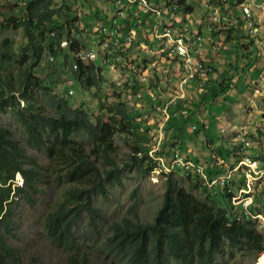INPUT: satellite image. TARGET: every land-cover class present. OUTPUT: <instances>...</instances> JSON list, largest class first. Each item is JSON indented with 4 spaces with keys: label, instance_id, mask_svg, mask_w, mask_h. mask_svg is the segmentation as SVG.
<instances>
[{
    "label": "trees",
    "instance_id": "obj_1",
    "mask_svg": "<svg viewBox=\"0 0 264 264\" xmlns=\"http://www.w3.org/2000/svg\"><path fill=\"white\" fill-rule=\"evenodd\" d=\"M77 1L85 3L82 8L89 9L90 20H95L98 27L108 24L117 7L115 2L111 3L113 7L110 5L109 13L102 17L106 12H98L96 4L93 8L87 3L89 0ZM160 1L149 0L153 6ZM165 1L170 4V0ZM213 2L216 0H208V5ZM241 2L224 0L228 9L234 12L236 34L244 33L243 22L235 11ZM176 4L178 8L172 10L173 14H193L194 8L187 0H177ZM54 6L55 0H0V35L9 29L20 30L23 38L17 50L12 39L0 38V113L11 111L24 128L26 146L41 152L47 160V165H43L24 150L9 129L0 127V264H25L21 250L9 242V239L19 241L17 234H13L18 227L15 218L19 197L31 203L44 189L58 190L59 185L67 188L61 200L46 214L43 232L44 241L64 254L66 264H90L91 256L103 257L109 264H235L239 260L238 255L254 261L263 258L264 231L258 228L257 219L252 217L261 215L264 218V188L255 191L253 204L248 209L250 215H246L241 207L231 203L233 193L227 191L228 184L224 190L213 191L203 179L180 168L170 172L162 169L160 172L166 178L165 192L152 223L144 224L137 217L136 220L124 218L111 222L106 232H101L97 220L107 221V218L94 199H108V187L121 185L120 169L113 158L114 139L118 136L132 143L128 162L123 167H135L137 173L148 176L157 170L159 164L148 154L155 145L149 136L154 126L148 125L149 116L145 108L128 110L124 103L116 106L105 104L109 98L97 96L100 86L105 83L101 66L95 62L84 64L74 56L82 47H87L71 36L72 30H78L77 26L73 28L78 24V18L75 14H68L71 13L69 4L60 8ZM3 8L6 13L1 12ZM62 10L69 19L65 20L60 15ZM205 11L210 12L209 9ZM125 14L126 18L118 23L122 30L132 24L130 12L127 10ZM89 34L96 35L93 31ZM64 37L65 42L69 41L65 51L60 48ZM225 40L231 41L230 47L236 51L232 57L234 61H228L230 52L226 59L228 69L224 74L217 76L214 82L208 79L201 89L194 87L196 102L177 99L167 107L170 116L163 127L160 147L154 153V157L164 160L166 166L175 155L184 161L201 164L198 158L190 159L188 156L191 152L195 156L198 154L195 151L198 148H192L197 143L196 139L191 140L187 134L189 126H194V131L189 129L190 134L204 139L203 153L209 165L202 167L208 181L226 173L225 169L217 168L210 146L214 144L218 157L226 163L228 170H233L241 157L239 150L233 152L219 147L217 139L214 141L210 137V128L217 129L216 114L219 109H224L223 103L217 106L215 102L218 97L225 102L229 99L227 93L233 83L244 84L248 88L250 84L246 82V74L257 60V48L249 37L242 35L237 39V36L228 34ZM101 41L99 35L92 43L98 45ZM60 53L63 57L59 67L64 70L70 65L68 72L71 81L78 86L77 91L90 94L93 89L97 90L100 110L97 114L84 109L81 102L73 108L65 95L59 98V94L53 93L50 85L54 80L45 72L44 66L51 57L58 59ZM260 68L262 70V66L256 75L261 72ZM235 78L238 79L234 82ZM157 79L158 76L155 77ZM129 80L133 84L130 89L144 96L147 109L159 114L168 97L162 98L161 93L155 92L150 85L148 89L159 97L157 103H152L145 92L147 88L138 85L134 77ZM162 88L163 92L168 89L167 85H162ZM119 95H116L117 99ZM49 109L54 111L52 115L47 114ZM196 113L200 116L197 117ZM189 147L191 152H187ZM256 159L264 162L261 150ZM180 170L192 190L200 195L182 188L173 178V173ZM17 173L23 178L22 187H13ZM235 173L240 175V170ZM231 182L235 183L233 179ZM243 183L239 176L237 184ZM82 220H86L84 227L78 224Z\"/></svg>",
    "mask_w": 264,
    "mask_h": 264
},
{
    "label": "rangeland",
    "instance_id": "obj_2",
    "mask_svg": "<svg viewBox=\"0 0 264 264\" xmlns=\"http://www.w3.org/2000/svg\"><path fill=\"white\" fill-rule=\"evenodd\" d=\"M113 2V0H89V2L87 3H90L93 8L94 4H96L98 12H106L102 14L103 17L109 13V6L111 5L113 7V5L111 4ZM187 2L194 8V12L192 15L195 16V19L197 21L201 22V25L199 27L200 32L205 33L206 28L210 26L209 13L204 12L203 7L206 0H187ZM213 3L214 4H210V9L218 11L221 14H228L229 16H231V18L236 20L233 14L234 12L228 9V6L226 3H224V0H216V2ZM63 4H69L71 6V13L68 14H70L71 16H74L75 14L77 16L75 17L78 18L77 20L79 21L78 24L73 25V28L77 26L78 30H73V35L71 36H75V40L77 39L81 44L93 47L96 51H98L97 43H92L94 40V36L89 34V31H92L91 28H94V25H96L94 23L95 20H90L91 13L89 9L82 8V6H85V3L83 1L77 0H55L54 7L60 8ZM235 11L237 12L238 16L241 17L238 6ZM1 12L6 13L7 11L5 8H3L1 9ZM60 15L65 20L69 19V17L64 16L63 10L60 11ZM92 17L94 16L92 15ZM194 28L197 29L198 27L195 26L193 27V29ZM230 32H228V30H222L216 26L212 27V33L215 36L217 43H219V50L216 53L212 52L211 55L206 56L207 66L211 68L209 79L212 82L216 81L217 76L220 77V74H224L225 70L228 69V61H234L232 57L236 51H233L234 48L231 49V41L227 42L225 40L226 36L228 34L232 35L233 37L237 36V39H241L242 35L248 37L247 33L244 32V30L242 31L244 33L241 34L240 32L239 34H236V27H234ZM52 36H54V33ZM3 37H8L15 42V50H17L19 43L23 41L22 33L20 30H6L0 35V38ZM250 39L253 42L254 40L262 42L264 40V25H262L256 39ZM65 40L66 38L64 37L63 42ZM244 41L246 42L247 40L245 39ZM138 49L140 48L138 46H135L131 51H133L134 55L138 56L142 60L151 62L149 66H143L141 68L142 72L145 71L150 74L152 71L151 67L153 69V58L148 54V56H150V59H148V57L142 51H136ZM262 49H264V47ZM62 50L65 51L66 49ZM230 52H232V54L228 58L227 56L230 54ZM59 57L58 59L55 58L52 63H49L46 60L44 66L46 68L45 72H48L50 74V78L54 80L53 85H50L53 93L59 94V98H62L65 95V97L70 101V104L73 108L77 107L81 102V104H83L84 106V109H86L87 111L89 110L91 114H97L98 111H100L96 97L97 90L93 89L92 92L90 91V94L83 93L81 90L77 91L78 86L73 81H71V77L68 72L69 69L71 70V67L69 68L70 65H68L67 68L63 70L62 67H59V61H61L63 53H60ZM227 58L228 61H226ZM95 64L99 66L100 61L97 59ZM100 66L101 76L102 78H104L103 80L105 81V83L100 86V90L98 91L97 96H100L102 98H109V100L106 101L105 104L116 106L119 103H124L125 107L128 110L131 108L134 109V107L145 108L144 111H147L149 116L148 125L154 126L152 127L153 130L149 132V136L151 137L152 141H154L158 133V128H156L155 126H157L158 122L160 121V114H154L153 111L147 109L148 105L146 104L147 101L144 100V96H142L141 94L138 96L135 95L136 91L134 92V90L130 89L132 86H130L126 81L128 76L120 73L119 68L109 69L107 68V66ZM248 73H250V71L247 72V77L249 76ZM214 74H216V76ZM159 77V81H162L163 75L159 74ZM124 85H126V87H123ZM250 89L251 90H248L246 88L247 92L252 93V88ZM194 91V88L190 89L185 96V98L187 100H190L191 103L196 102L195 100H197L194 97ZM117 94H120V98L118 99L116 98ZM245 94L243 91H240V83H233L231 90L227 93V98L229 99H227L226 102L223 101L222 97L217 98L215 102L216 105L218 106L219 103H223L221 106L225 109H223L222 111L221 109H219V111L217 112L219 113L220 117L217 121L218 128L217 130L210 128V137L214 141L217 139L216 141L219 143V147L223 146L224 148L233 152L241 150L239 140L241 138H244L251 144L249 148L254 149L252 154L255 155L259 154L260 150H262V147L264 146V141H258L260 138L258 132H260V128L263 127V125H258L257 120H255L254 123H250L247 118L243 119L241 117H247L253 112L252 107L248 106L249 100L246 99L251 95H248L247 93ZM253 99L254 103H256V98ZM259 99H261L260 104H264V96H259ZM209 109L207 108V110ZM261 109H264V105L263 107H261ZM53 113L54 111L52 109H49L47 111V114L49 115H52ZM196 114L197 117L200 116L198 115V113ZM256 116L258 119L262 115L256 113ZM0 127L9 129L13 133L14 139L21 143V146L28 154L33 155L43 165H47V160L41 152L30 149L26 146L24 128L18 121L15 120V117L13 116L11 111L0 113ZM191 127L192 125L189 126L187 134L191 136V140L196 139L197 143L192 148H198L195 149L198 154H196L195 156V154H193L192 152L188 153V156L190 157V159L191 157L198 158L199 160H201V164L199 165L206 168V166L209 165V160L208 158H206V154L203 153L205 149L203 143L204 139H197L193 134H190L192 133L189 132V129L191 131ZM204 138L206 141V137ZM114 144L115 151L113 153V158L114 162L120 169L119 176L121 178V185L112 184L108 187V199H102L101 197L94 199L96 205L100 208L101 213L104 214L107 218V221L97 220L99 228L103 234L106 232L107 227L111 222H119L124 218L136 220L135 217H137L138 220L144 224L152 223L157 214V211L162 205L163 194L165 192L166 178L162 174H160L159 170L153 171L148 176H142L137 173V169L135 167H123V165L128 162V156L132 147L131 141H125L122 137L116 136L114 139ZM210 147L212 149L210 154L213 155V158H216L214 161L216 162L215 164L217 168L221 167L222 170L227 169L226 163H222L223 161H221L218 157V152L214 144ZM246 151L248 152V150H241L239 154L243 156V153ZM244 155L248 156L249 154L245 153ZM260 156L262 157L263 155L260 154ZM263 164L264 162L261 163V165ZM106 168H108L107 165ZM173 174V178L179 182L182 188L186 189L192 194H196L197 196L200 195L198 192L192 190V186L186 179L183 178L185 175L181 170L179 173L176 171ZM232 179L235 181V183L231 184L230 188L233 191H236V188L238 187L237 181L239 179V174L233 172L231 174L230 180ZM66 188V185H59L58 190H54L53 188L44 189L40 195L35 196L33 202L31 203L19 197L17 201L18 207L16 209L15 218V223L18 227H16V231L13 233L17 234L19 241L15 242L14 240L9 239V242L13 245L18 246V248L21 250L25 264H66L64 254L51 248L44 241L43 232V222L46 214L53 209L56 202L61 200V198L64 196L63 193ZM263 188L264 178L256 182L253 191V198H255V191H261V189ZM215 190L216 189L213 188V191ZM257 223L258 228L262 230V227H260V222ZM78 224L80 227H84V225L86 224V220H82ZM238 257L239 260H237L235 264L259 263V260L254 261L253 258H247L245 256L241 257L239 255ZM90 264H109V261L105 260L103 257L91 256Z\"/></svg>",
    "mask_w": 264,
    "mask_h": 264
},
{
    "label": "built area",
    "instance_id": "obj_3",
    "mask_svg": "<svg viewBox=\"0 0 264 264\" xmlns=\"http://www.w3.org/2000/svg\"><path fill=\"white\" fill-rule=\"evenodd\" d=\"M114 1L117 7L108 24L101 27L95 26L92 30L95 32V36L100 35L102 38V41L97 45L99 50L96 51L94 48L79 50L75 57L80 62L87 64L99 55L111 69L119 68L120 73L126 74L130 78L134 77L138 84L146 83L148 85L149 76H158V79L149 85L154 87L153 90L155 92L161 93L162 98L168 97V101L159 110L161 123L158 128L157 140L155 141L156 147L149 152V157L159 163L157 170L170 172L175 168H180L187 174L192 173L203 179L205 184L212 189L224 190L228 184L229 189L227 191L233 193L231 203L234 206L241 207L247 215L253 201L254 185L259 179L264 177V167L259 166V162L254 159L255 157L243 155L233 170H228L227 168L225 174L219 175L211 181L206 178L202 166L191 161H184L178 155H175L169 166L164 165V160L154 157V153L160 147L164 135V124L170 116L167 112V107L177 99H184L191 87L197 86L201 89L210 77L211 68L207 66L206 48L208 47L213 53L219 50V43H217L212 33V27L216 26L222 30H231L236 26L235 19L228 14H221L210 9L208 0H206L203 7L204 12L208 9L210 11H208L210 26L206 28L205 33H201L199 30L201 22L198 23L197 29H193L194 24L191 19L193 15L178 16L172 13V10L178 8L177 0H170L169 5L167 1L162 0L155 6L149 0ZM238 8L244 32L247 33L249 38L256 39L262 25H264V0H242ZM127 10L131 14L129 19L132 24L128 29L122 30L118 23L126 18L125 12ZM144 37H146V40ZM256 41L254 40V43ZM61 45L68 46L66 42ZM134 45L141 49L136 51H142L148 59H150V56L153 58V69L151 67L152 71L150 74L145 71L142 72L141 68L144 66V62L146 66H149L151 62L142 60L134 55L133 51H131L135 47ZM132 46L133 48L131 49ZM262 48V45L258 47L257 57L263 67L260 72V78L252 90V97L249 98V107L255 106L253 98L264 95V91L259 88L264 84V49ZM49 60L52 62L53 58L51 57ZM134 62H138V64ZM158 66L159 70H157ZM159 74L163 75L162 81H159ZM162 85H167L168 89L165 92H163ZM145 92L152 103L158 102L159 97L155 92L153 93L150 89ZM194 130L195 127L193 126L191 131ZM259 135L258 141L262 140L263 142L264 126L260 128ZM239 142L242 151L251 146L244 138H241ZM261 151L264 153V146ZM258 155L255 154L254 156L258 157ZM239 170V176L243 178L244 183L238 184L236 191H233L230 188L232 183L230 180L231 174Z\"/></svg>",
    "mask_w": 264,
    "mask_h": 264
},
{
    "label": "crops",
    "instance_id": "obj_4",
    "mask_svg": "<svg viewBox=\"0 0 264 264\" xmlns=\"http://www.w3.org/2000/svg\"><path fill=\"white\" fill-rule=\"evenodd\" d=\"M191 19L193 20L194 27L197 26L198 23H200V21H197L195 19V16L194 15L192 16ZM254 44H255V48H257V53L255 55H258V52H259L258 47L261 46V44H262V47H264V40L262 42L261 41H256ZM206 50H207V55H211L212 54V51L208 47L206 48ZM261 66L263 67V64L260 62L259 58L257 57V60L254 63V66L253 67H250V73H248L249 76L247 77V79H249V80L246 79V82H248L250 84L249 87L247 88V87L244 86V84H242V85L240 84V91H243L244 94L247 93L248 95H251V93L247 92L246 88L248 90H251L250 88H252V90L254 89V85L258 82V80L260 78V73L256 75V73H257L256 71H258V68L261 67ZM260 70H261V68H260ZM214 75L216 76V74H214ZM263 78H264V75H263ZM237 79L238 78H235V79H233V81L235 82V80H237ZM259 88H260V90H263L264 91V84L261 87H259ZM263 96H261V97H263ZM250 97H252V96H249L246 99L249 100ZM255 98H256L255 99V102L256 103H255V106L252 107L253 112L249 116H247V117L246 116H241V117L243 119L247 118V120L250 121V123H254V121L257 120L258 121V125L261 124V125L264 126V109L263 110L261 109V107H263L264 104H260V100L261 99H259V97H255ZM256 113H259L262 116L257 119ZM215 118H216V122H217L218 119L220 118L219 117V113L216 114V117ZM216 127L218 128V122L216 124ZM191 151H192V148L189 147V149L187 150V152H191ZM248 151H249V153H252L254 151V149H250L249 148Z\"/></svg>",
    "mask_w": 264,
    "mask_h": 264
},
{
    "label": "clouds",
    "instance_id": "obj_5",
    "mask_svg": "<svg viewBox=\"0 0 264 264\" xmlns=\"http://www.w3.org/2000/svg\"><path fill=\"white\" fill-rule=\"evenodd\" d=\"M114 1V0H113ZM115 2V1H114ZM95 26H97V25H94V27ZM72 33H73V30H72ZM53 35V34H52ZM75 37V36H74ZM76 38V37H75ZM94 38H96V36H94ZM76 41H78L77 39H76ZM69 42V41H68ZM68 42L66 41V43L68 44ZM62 43H65V41L64 42H62ZM61 43V44H62ZM133 47V46H132ZM60 48H62V49H67V46H62V45H60ZM89 48H93V47H90V46H87V47H82L80 50H84V49H89ZM99 50V49H98ZM74 56H75V54H74ZM99 60L100 61V65H102V66H107V68H109V69H111L110 67H109V65L108 64H106L103 60H102V58L99 56V55H97L96 56V58L93 60V61H91V62H96V60ZM53 61H54V58H53ZM52 61V62H53ZM52 62H50V60H49V63H52ZM87 64H89V63H87ZM113 69V68H112ZM124 75H126V74H124ZM127 76V75H126ZM130 77L128 76V78L126 79V81H127V83L129 82V85L130 86H133V84H130V83H132V82H130ZM149 82H148V85L146 84V83H141V84H138V82H136L138 85H142V86H144L145 87V89L147 88H149V84L151 83V82H154L155 81V77H152V76H149ZM135 83V84H136ZM146 89V90H147ZM145 90V91H146ZM136 91V95L138 96V95H140V93H139V91H137V90H135ZM252 94V93H251ZM160 114V113H159ZM160 123H161V118H160V121L158 122V124H157V128H159V125H160ZM157 132H158V130H157ZM158 134V133H157ZM258 134H260V132H258ZM157 140V136H156V138H155V140L154 141H156ZM240 143V142H239ZM241 145V144H240ZM154 147H156V142H155V145L153 146V148ZM152 148V149H153ZM249 148H247L246 150H248ZM151 151V150H150ZM149 151V152H150ZM241 151V150H240ZM245 153H248L249 154V156H251V157H253L254 155L252 154V153H249V151L247 152H244L243 153V155L245 154ZM241 156V155H240ZM242 157L243 156H241L240 157V159H242ZM257 157H255L254 159L256 160V161H258L259 163V166L260 167H264V164L263 165H261V159H259V160H257L256 159ZM222 161V160H221ZM223 163V162H222ZM201 166V165H200ZM225 171H226V169H225ZM264 177H262L261 179H263ZM261 179H259V180H261ZM258 180V181H259ZM22 185H23V178H22V176L19 174V173H17L16 175H15V178H14V180H13V187H22ZM255 186V185H254ZM253 191H254V189H253ZM253 195V194H252ZM11 197H12V194H11ZM252 204H253V201H252ZM252 204L250 205V206H252ZM250 208V207H249ZM247 215H250V213L248 212V214ZM252 218H254V219H257V221L258 222H260V227H262V231H264V228H263V224H264V218L261 216V215H257V216H254V217H252Z\"/></svg>",
    "mask_w": 264,
    "mask_h": 264
},
{
    "label": "bare ground",
    "instance_id": "obj_6",
    "mask_svg": "<svg viewBox=\"0 0 264 264\" xmlns=\"http://www.w3.org/2000/svg\"><path fill=\"white\" fill-rule=\"evenodd\" d=\"M258 264H264V258H262L261 260L259 259V263Z\"/></svg>",
    "mask_w": 264,
    "mask_h": 264
}]
</instances>
